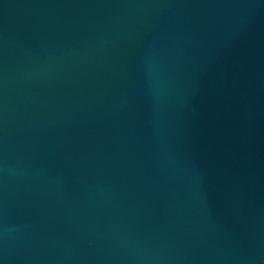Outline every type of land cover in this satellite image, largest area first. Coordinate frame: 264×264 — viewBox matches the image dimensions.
<instances>
[{
  "label": "water",
  "instance_id": "95a60500",
  "mask_svg": "<svg viewBox=\"0 0 264 264\" xmlns=\"http://www.w3.org/2000/svg\"><path fill=\"white\" fill-rule=\"evenodd\" d=\"M0 264H264V0H0Z\"/></svg>",
  "mask_w": 264,
  "mask_h": 264
}]
</instances>
